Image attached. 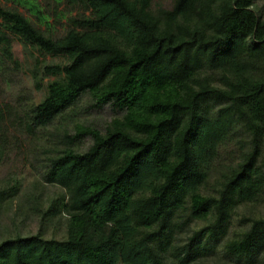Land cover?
I'll return each mask as SVG.
<instances>
[{
  "label": "trees",
  "instance_id": "trees-1",
  "mask_svg": "<svg viewBox=\"0 0 264 264\" xmlns=\"http://www.w3.org/2000/svg\"><path fill=\"white\" fill-rule=\"evenodd\" d=\"M10 1L46 30L0 3V72L19 43L66 58L34 67L44 96L16 114L64 193L29 194L38 231L2 227L0 264H264V0Z\"/></svg>",
  "mask_w": 264,
  "mask_h": 264
},
{
  "label": "rangeland",
  "instance_id": "rangeland-1",
  "mask_svg": "<svg viewBox=\"0 0 264 264\" xmlns=\"http://www.w3.org/2000/svg\"><path fill=\"white\" fill-rule=\"evenodd\" d=\"M41 5L47 9L54 8V0H40ZM4 6H16L10 0H0ZM261 11L264 13V1H260ZM64 4L60 8H64ZM26 16L31 18L36 25L42 30H46V26L39 24L36 18L27 11L23 6H17ZM80 12L76 10L73 14ZM65 20L56 22L51 20L56 35H62L67 24ZM19 55L21 67L14 69V65L10 64L6 71L0 72V108H5L2 112L4 120L2 125L1 143L3 144V154L0 162V187H10L18 182L20 188L17 197L1 208V228H8L13 231L14 222L20 223V230L23 234L35 233L39 228V218L32 210L29 201V194L37 193L40 195L41 202L44 206L48 204V200L52 196L61 195L64 190L58 185H51L42 179V167L44 156L41 150L37 148V138L28 134L20 125L16 118L22 103L33 101L38 103L44 96V91L38 90L35 86L32 76V70L35 66H42L52 62L65 63L66 58L63 56H54L40 52L31 46H23L21 43L16 47ZM46 77L45 82L49 79ZM85 96L80 102L79 107L85 110L90 101ZM8 110H7V109ZM115 114L109 106L104 107L101 111L91 110L87 112V121L92 124L103 127L106 122L111 120ZM91 144V140H87L83 149ZM238 149L234 145H228L222 150L221 160L229 163L238 158ZM195 226H198L195 225ZM242 224L235 219L231 229L238 230ZM1 240V233H0Z\"/></svg>",
  "mask_w": 264,
  "mask_h": 264
}]
</instances>
